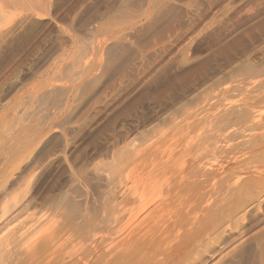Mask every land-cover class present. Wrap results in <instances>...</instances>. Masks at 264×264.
Wrapping results in <instances>:
<instances>
[{
	"label": "rangeland",
	"instance_id": "obj_1",
	"mask_svg": "<svg viewBox=\"0 0 264 264\" xmlns=\"http://www.w3.org/2000/svg\"><path fill=\"white\" fill-rule=\"evenodd\" d=\"M0 255L264 264V0H0Z\"/></svg>",
	"mask_w": 264,
	"mask_h": 264
},
{
	"label": "bare ground",
	"instance_id": "obj_2",
	"mask_svg": "<svg viewBox=\"0 0 264 264\" xmlns=\"http://www.w3.org/2000/svg\"><path fill=\"white\" fill-rule=\"evenodd\" d=\"M214 95H215V93H214ZM224 102V101H223ZM228 102V101H227ZM203 108V107H202ZM194 119V118H193ZM197 119V118H196ZM188 123V122H187ZM184 124V123H183ZM178 130V129H177ZM175 132H176V130H175ZM178 132H179V130H178ZM198 137V136H197ZM158 140H159V138H158ZM199 148V147H198ZM166 155V154H165ZM178 162V161H177ZM174 164V163H173ZM178 164V163H177ZM176 167V166H175ZM183 167V166H182ZM181 167V168H182ZM179 168V167H178ZM177 168V169H178ZM183 169V168H182ZM181 169V170H182ZM176 170V169H175ZM180 170V169H179ZM178 172V171H177ZM177 172L175 171L174 172V174H175V176L177 175ZM181 172V171H180ZM180 172H178V173H180ZM185 172V171H184ZM172 174V173H171ZM197 174V173H196ZM142 175V174H141ZM184 175V174H183ZM165 176V175H164ZM168 176V175H167ZM166 176V177H167ZM174 176V175H173ZM172 176V177H173ZM141 177L142 176H140L139 178H136L135 176H132V177H129L128 178V180H129V184L128 185H130L129 186V188H131L130 189V191L132 192V195H134V197L136 198L135 200H137V201H139V202H143V206H142V208H141V210L137 213V215H135L134 217H133V219L131 220L132 221V225H131V227L134 225V224H143L144 225V222L146 221V220H148L147 218H149L150 220H151V223H150V221L147 223V230H148V233L146 232V233H144L145 232V230H141L140 232L142 233H137L138 234V236H136V234L134 235V234H132V235H134V236H129V239H127V242H128V244L130 245V246H132L133 248L135 247V245H137V244H135V245H132V243H136V242H139V244L137 245V249H135V250H133V251H136L137 252V250H139L138 248H140L141 250H143V249H148L149 247H154L153 246V244L157 241V239H159V237H161L160 235L158 236V234H157V232H158V230H160L159 228H161V226H163L164 225V223H161V221H156V219H154L153 217H152V215L156 212V211H158L159 210V206H157L156 204L158 203V205H161V204H159V202L161 201V202H163V201H166L167 202V199H162L161 198V200H159L158 199V202L156 201V203L155 202H153L152 203V201L154 200V198H152V200H150L151 198L149 197V196H147L148 194H149V192L148 191H151V190H149V188H148V180L146 179V180H144V179H141ZM152 177V176H151ZM183 178V176H179L177 179L181 182V183H179V185L181 186V188L183 187V189L185 190L186 189V186H184L185 185V181L183 180V181H181V179ZM127 179V178H126ZM163 179V178H162ZM176 178H175V180H177ZM150 180H152V179H150ZM172 180V179H171ZM152 181H154V180H152ZM160 181V180H159ZM158 181V182H159ZM167 182H168V180H166ZM154 182H156V181H154ZM157 182V183H158ZM160 182H163V181H160ZM151 183V182H150ZM153 183V182H152ZM151 183V184H152ZM156 183V184H157ZM164 183V182H163ZM155 184V183H154ZM154 184L152 185V186H154ZM156 184H155V187H156ZM194 184V183H193ZM150 185V184H149ZM158 185H160V183L158 184ZM160 186H162V187H165V186H167V185H160ZM160 186H157V187H160ZM168 186H169V184H168ZM180 186H178V188L180 189ZM171 187V186H170ZM195 187H196V185H195ZM153 189H154V187H152ZM151 188V189H152ZM161 188V187H160ZM159 188V189H160ZM166 188V187H165ZM152 189V190H153ZM159 189H158V191L157 192H159L160 193V191H159ZM175 189V188H174ZM178 189V190H179ZM162 190V189H161ZM163 190L165 191L166 189H164L163 188ZM163 190L161 191V193L163 192ZM172 190V189H171ZM128 191V190H127ZM182 191V193L180 192V190L178 191V193H179V195L178 196H180L181 194H182V198H183V205L185 204V202H186V199H184V191L183 190H181ZM124 192V191H123ZM156 192V191H155ZM156 192V195H159L158 193ZM173 192V191H172ZM154 193V192H153ZM152 193V194H153ZM174 193H172V195H173ZM151 195V194H150ZM154 196H155V194H153ZM152 195V196H153ZM161 195V194H160ZM176 195V194H175ZM164 196V195H163ZM168 196V195H167ZM174 196V195H173ZM150 198V199H149ZM157 198V197H156ZM170 198V197H169ZM173 198H175V196L173 197ZM172 198V199H173ZM176 198H177V196H176ZM175 198V199H176ZM193 198V197H192ZM134 200V199H133ZM146 200V201H145ZM157 200V199H156ZM169 201V200H168ZM181 202V201H180ZM4 203V202H3ZM170 203H171V201H170ZM187 203V202H186ZM190 203V202H189ZM149 204H152V205H149ZM133 205V204H132ZM166 205L167 204H165V206L164 207H166ZM170 205V204H169ZM178 205H180V204H178ZM182 205V204H181ZM180 205V206H181ZM148 206V207H147ZM152 207H154V208H152ZM179 207V206H178ZM158 208V210H156ZM177 208V207H176ZM8 210V209H7ZM123 210V209H122ZM125 210V209H124ZM156 210V211H155ZM181 210H182V208H181ZM122 212V211H121ZM8 213V212H7ZM45 213V212H44ZM129 213V212H128ZM158 213V212H157ZM118 214H120V212L118 213ZM152 214V215H151ZM169 214V213H168ZM175 214V213H174ZM151 215V216H150ZM163 215V214H162ZM116 216V215H115ZM126 216H128V215H126ZM156 216V215H155ZM172 217H173V215H171ZM43 218V217H42ZM113 218H115V217H113ZM127 220V219H126ZM128 220H129V218H128ZM164 220V219H163ZM168 220V219H167ZM166 221V220H165ZM168 222V221H167ZM174 223H176V221H173ZM151 224H152V226H151ZM161 224V225H160ZM166 224V223H165ZM173 223L171 222V225H172ZM167 225V227H166V229L168 228V223L166 224ZM34 226V225H33ZM146 226V225H145ZM110 227V226H109ZM131 227L128 229V230H126V231H129L127 234L128 235H130L132 232H135V230H131ZM142 227H144V226H142ZM141 227V228H142ZM173 227V226H172ZM171 227V228H172ZM32 228V227H31ZM134 228V227H133ZM145 228V227H144ZM143 228V229H144ZM163 228H164V226H163ZM170 228V227H169ZM168 228V229H169ZM36 229V228H35ZM38 229V228H37ZM58 230V229H57ZM155 230V231H154ZM161 230H162V228H161ZM126 231L124 232V234L126 233ZM169 231V230H168ZM27 232V231H26ZM116 232H118L119 233V231H116ZM138 232V231H137ZM164 232V231H163ZM163 232H161V235L163 236V234H164V236L166 235L165 233H163ZM166 232V231H165ZM154 233L156 234V236L154 235ZM163 233V234H162ZM166 233H168V232H166ZM174 233V232H173ZM65 234V233H64ZM168 235V234H167ZM57 237V236H56ZM103 237V236H102ZM127 238V237H126ZM131 238V239H130ZM122 239H124V238H122ZM176 239H177V237H176ZM113 240V239H112ZM116 240H117V237H116ZM116 240H114V241H116ZM118 240H120V236H118ZM22 241V240H21ZM108 241V240H107ZM114 241H112V242H114ZM130 241V242H129ZM24 243V242H23ZM112 244V243H111ZM110 244V245H111ZM28 245V244H27ZM54 245V244H53ZM128 245V246H129ZM21 246V245H20ZM126 246H127V243H126ZM127 246V247H128ZM129 246V247H130ZM109 247V246H108ZM148 247V248H147ZM58 248V247H57ZM61 248V247H60ZM76 248V247H75ZM83 248V247H82ZM113 248V247H112ZM136 248V247H135ZM156 247H154V249H155ZM158 248V247H157ZM34 249V248H33ZM132 249V248H131ZM29 250V249H28ZM54 250V249H53ZM140 250V251H141ZM156 250H158V249H156ZM3 251H5V250H3ZM32 251V250H31ZM59 251V250H58ZM109 251V250H108ZM139 251V252H140ZM154 251V250H153ZM20 252H21V250H20ZM77 252V251H76ZM107 252V251H106ZM129 252V251H128ZM5 253V252H4ZM26 253V252H25ZM56 253H57V250H56ZM55 253V254H56ZM74 253V252H73ZM8 254V253H7ZM53 253H52V250H51V255H52ZM127 254V253H126ZM5 254H3V257H5L4 256ZM130 256V255H129ZM136 256V255H135ZM134 256V257H135ZM3 257H2V259H3ZM69 257V256H68ZM114 257H116V256H114ZM142 257V256H141ZM133 258V257H132ZM1 259V255H0V263L3 261ZM2 260V261H1ZM5 260V259H4ZM130 260V259H129ZM100 261V260H99ZM123 261V260H122ZM129 263V262H128ZM160 263V262H159Z\"/></svg>",
	"mask_w": 264,
	"mask_h": 264
}]
</instances>
